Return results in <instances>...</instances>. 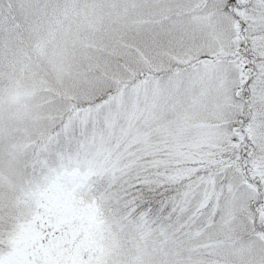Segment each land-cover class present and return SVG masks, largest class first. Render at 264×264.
Segmentation results:
<instances>
[{
  "label": "snow or ice",
  "instance_id": "1",
  "mask_svg": "<svg viewBox=\"0 0 264 264\" xmlns=\"http://www.w3.org/2000/svg\"><path fill=\"white\" fill-rule=\"evenodd\" d=\"M0 264H264V0H0Z\"/></svg>",
  "mask_w": 264,
  "mask_h": 264
}]
</instances>
